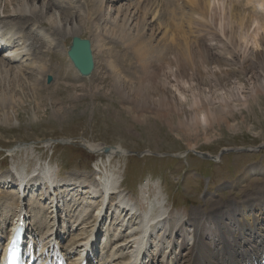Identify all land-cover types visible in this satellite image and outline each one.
Segmentation results:
<instances>
[{"label": "bare ground", "instance_id": "1", "mask_svg": "<svg viewBox=\"0 0 264 264\" xmlns=\"http://www.w3.org/2000/svg\"><path fill=\"white\" fill-rule=\"evenodd\" d=\"M70 2L64 0L63 5L59 2L60 11L54 16L48 14L45 21L46 13L57 3L55 0H44L40 6L32 0H0V10L5 13L4 19L0 18V72L6 77L3 85L12 90L5 96L0 95L1 126L16 127L12 116L16 112L17 94L24 93L28 86L35 90L46 78L49 64L43 56L56 47L53 34L79 36V28L85 26V22L79 23L81 20L92 22L90 29H93L94 45L98 49L103 48L101 42L107 36L112 39L124 36V43L135 52L134 59L152 81L156 80L162 66H174L176 77L187 78V68L198 71L201 62L228 64L230 60L224 51L231 61L237 60L243 73L254 75L263 68L264 75V0H192L191 3L186 0H85L90 4V8L85 9L80 2L77 6ZM70 15L79 22L68 23ZM175 20L188 25L192 20L199 23L193 35L183 32L194 37L192 44L198 46L197 49H201L206 40L204 26L216 39V45L203 49L205 54L193 55L197 50L187 40H175L172 29ZM28 24L30 30L25 32ZM44 25L48 28L42 29ZM114 29L120 33L113 35ZM219 37H224L225 41ZM171 44H179L181 49L173 51L175 59H166ZM258 47L262 51L254 50ZM235 50L242 55H233ZM230 81V78L223 79L221 84L226 87ZM201 84L210 87L212 80L201 81ZM163 93L162 106H168L166 99L171 98L178 110L181 100L175 101L169 90ZM146 97H150L149 91ZM197 110L193 112L198 118H194L197 120L192 129L201 121L208 122L206 113L212 111L208 108L205 114H200ZM84 146L100 158L89 176L59 180L50 162H40L30 174L20 168L12 170L10 175L0 176V188H18L16 193L6 195L8 199L19 201L17 206L0 203V243L7 234L4 227L9 218L5 215L13 212L24 214L28 233L35 242L32 254L41 264H80L81 257L88 264H264V166H248L236 182L240 184L254 176L262 183L255 186V190L245 192L241 198L217 202L208 210L193 208L185 213L168 209L165 193L157 180L152 184L144 183L136 200L130 197L123 188L120 165L113 163L114 160L120 163L116 158L127 155L121 147L87 141ZM17 150L30 153L33 148L22 144L11 151ZM39 190L44 192L40 200L49 202L47 213L41 210L39 214L43 218L38 214L37 217L39 221L50 217L54 222L46 230L37 225L35 220L38 219L25 207L27 203L40 209L45 206L33 197ZM58 213L69 220L74 216L72 223L76 226L72 229H82L87 235L82 240L77 236L64 245L61 241L65 228L55 229ZM101 232L104 242L100 249L95 240ZM8 237L9 234L6 239ZM104 249L106 252L100 255L99 251Z\"/></svg>", "mask_w": 264, "mask_h": 264}, {"label": "rangeland", "instance_id": "2", "mask_svg": "<svg viewBox=\"0 0 264 264\" xmlns=\"http://www.w3.org/2000/svg\"><path fill=\"white\" fill-rule=\"evenodd\" d=\"M43 1L32 0V3L40 6ZM63 1L55 0L57 3L46 13L45 21L48 14L54 16L60 11L57 5L59 2L65 4L61 3ZM66 1H71L74 6L80 2L82 8H90L85 0ZM186 1L191 3L192 0ZM0 11V18L4 19L5 13L2 9ZM109 11L112 13L113 9ZM76 21L70 15L68 23ZM213 21L217 23L214 18ZM84 22L85 26L79 28V36L91 42L93 72L88 77L76 73L66 56L71 35L53 34L57 40L56 47L51 50V55L43 56L49 64L46 78L35 90H30L28 86L24 93L17 94L16 112L12 116L16 127L0 125V176L10 175L12 170L19 171L20 168L30 174L40 162H50L59 180L89 176L100 158L85 148L87 141L102 146H119L125 150L126 156L116 158L120 159V163L117 160L113 163L120 165L124 176L123 188L130 197L136 200L135 196L139 197L144 183L149 181L152 184L153 180H157L165 193L168 209L173 211L189 213L193 208L208 210L217 202L241 198L245 192L262 185L254 176L243 183L236 182L248 166H264L263 68L254 75L243 73L237 60L231 61L224 51L230 60L228 64L201 62L198 71L187 68V78L176 77L178 73L174 66H162L158 77L152 81L134 59L135 52L124 43V36H115V39L107 36L101 42L103 48L98 49L94 45L93 29H90L92 22L81 20L79 23ZM46 25L41 28L47 29ZM30 27L28 24L24 31L28 32ZM198 27L199 23L194 20L190 25L180 20L172 24L175 40H187L197 50L193 55L205 54L203 49L216 45V39L208 34L205 26L202 29L205 30L206 40L201 49L192 44L194 37L183 34L193 35ZM112 33L118 35L120 31L114 29ZM221 39L225 41L224 37ZM259 39L260 35L257 41ZM180 49L179 44H171L166 59H175L173 51ZM254 50L260 52L262 48ZM236 54L241 52L235 50L233 55ZM0 76V95L5 96L12 90L3 85L5 74L0 72ZM48 76L52 78L49 83ZM227 78L231 81L223 87L221 81ZM206 80H212V86L201 84ZM165 90L171 92L175 101H182L177 103L178 110H175L176 103H172L171 98L166 99L168 106L164 103L162 106ZM147 91L150 97L145 99ZM136 93L138 97H135ZM208 108L212 109L208 112L210 115L206 113L208 122L201 121L192 129L197 120L194 118H198L193 112L197 110L205 114ZM48 140L49 145H46ZM22 144L32 146L33 151H11ZM201 154L206 156L203 158ZM17 189L14 186L0 188V203L18 204V199L10 201L6 196L10 192L16 193ZM41 190L40 194L34 192L33 197L45 206L41 209L29 203L25 206L31 210L30 215L34 213V219H38L37 214L42 217L39 212H46L48 208L49 201L40 200L44 193ZM7 214H4L5 218L10 216ZM58 214L57 226L71 230L73 236L70 237L78 236L77 239L82 240L84 236L81 235L85 231L72 229L75 217L70 221ZM42 218L35 220L37 225L49 222ZM70 237L65 238V244L71 240ZM101 240L100 237L97 244Z\"/></svg>", "mask_w": 264, "mask_h": 264}, {"label": "water", "instance_id": "3", "mask_svg": "<svg viewBox=\"0 0 264 264\" xmlns=\"http://www.w3.org/2000/svg\"><path fill=\"white\" fill-rule=\"evenodd\" d=\"M67 56L79 75L88 77L92 73L94 69V60L91 42L88 39L73 36L68 46ZM50 81L51 77H48V82Z\"/></svg>", "mask_w": 264, "mask_h": 264}]
</instances>
